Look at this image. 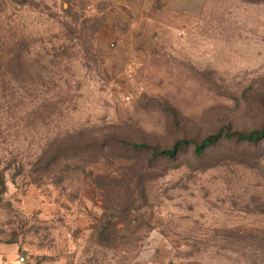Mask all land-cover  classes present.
<instances>
[{"label": "rangeland", "instance_id": "obj_1", "mask_svg": "<svg viewBox=\"0 0 264 264\" xmlns=\"http://www.w3.org/2000/svg\"><path fill=\"white\" fill-rule=\"evenodd\" d=\"M263 127L264 0H0V264H264V139L120 144Z\"/></svg>", "mask_w": 264, "mask_h": 264}, {"label": "trees", "instance_id": "obj_2", "mask_svg": "<svg viewBox=\"0 0 264 264\" xmlns=\"http://www.w3.org/2000/svg\"><path fill=\"white\" fill-rule=\"evenodd\" d=\"M233 138L239 142L256 143L264 139V127L260 130H252L250 132H231L228 128H224L215 135L208 136L202 142H194L191 140L177 141L171 149H158L146 144L130 143L126 140H120V144L130 147L133 151L150 150L156 157H166L169 159H175L177 155L188 147H194L197 156H201L202 153L208 148L214 146L222 138Z\"/></svg>", "mask_w": 264, "mask_h": 264}, {"label": "water", "instance_id": "obj_3", "mask_svg": "<svg viewBox=\"0 0 264 264\" xmlns=\"http://www.w3.org/2000/svg\"><path fill=\"white\" fill-rule=\"evenodd\" d=\"M24 255H26V253H24ZM22 260H23V262H24V263H26V262H27L25 258H23Z\"/></svg>", "mask_w": 264, "mask_h": 264}]
</instances>
